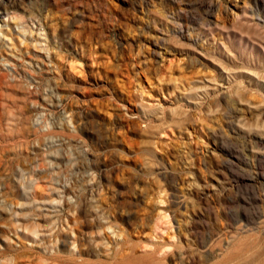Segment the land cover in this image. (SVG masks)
<instances>
[{
    "label": "rangeland",
    "instance_id": "374dc122",
    "mask_svg": "<svg viewBox=\"0 0 264 264\" xmlns=\"http://www.w3.org/2000/svg\"><path fill=\"white\" fill-rule=\"evenodd\" d=\"M0 264H264V0H0Z\"/></svg>",
    "mask_w": 264,
    "mask_h": 264
}]
</instances>
